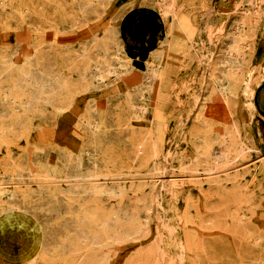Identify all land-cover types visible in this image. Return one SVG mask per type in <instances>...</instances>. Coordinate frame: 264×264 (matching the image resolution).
Instances as JSON below:
<instances>
[{"label": "rangeland", "instance_id": "obj_1", "mask_svg": "<svg viewBox=\"0 0 264 264\" xmlns=\"http://www.w3.org/2000/svg\"><path fill=\"white\" fill-rule=\"evenodd\" d=\"M0 264H264V0H0Z\"/></svg>", "mask_w": 264, "mask_h": 264}, {"label": "bare ground", "instance_id": "obj_2", "mask_svg": "<svg viewBox=\"0 0 264 264\" xmlns=\"http://www.w3.org/2000/svg\"><path fill=\"white\" fill-rule=\"evenodd\" d=\"M184 246V245H183Z\"/></svg>", "mask_w": 264, "mask_h": 264}]
</instances>
